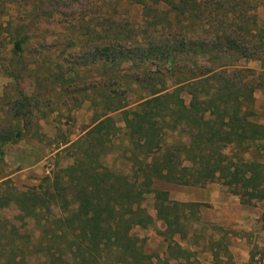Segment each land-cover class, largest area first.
I'll return each mask as SVG.
<instances>
[{"label": "trees", "instance_id": "16d2710c", "mask_svg": "<svg viewBox=\"0 0 264 264\" xmlns=\"http://www.w3.org/2000/svg\"><path fill=\"white\" fill-rule=\"evenodd\" d=\"M137 1L144 9L164 6L177 18L201 6L199 0ZM181 34L148 35L128 45L113 38L93 47L91 64L109 66L111 76L129 78L141 93L114 99L113 90L104 92L109 104L97 121L56 152L71 161L37 185L9 189L10 205L33 220L38 235L31 246L10 243L5 264H24V257L31 258V264H200L172 237L184 234L183 210L196 214L194 209L203 203L181 202L179 213H174L168 193L153 189L154 181L199 187L219 182L244 204L264 198V160L256 153L264 143V125L249 119L244 108L252 99V87L240 81L224 84L212 66L217 47L224 45L223 53L239 48L229 35L206 40ZM24 38L15 40V56L23 51ZM121 63L134 66L128 70L131 74L113 71ZM168 79H173L169 85ZM118 111L122 126L112 114ZM29 121L22 114L16 125L0 127V156L5 144L23 137L22 124ZM120 134L127 140L119 154L128 164L125 169L104 160ZM150 193L154 217L141 206ZM156 219L162 224L159 233L167 242V255L154 261L144 252V240L131 229L145 228ZM0 225L1 231L6 225ZM35 229L28 230L30 238Z\"/></svg>", "mask_w": 264, "mask_h": 264}, {"label": "rangeland", "instance_id": "374dc122", "mask_svg": "<svg viewBox=\"0 0 264 264\" xmlns=\"http://www.w3.org/2000/svg\"><path fill=\"white\" fill-rule=\"evenodd\" d=\"M199 3V10L177 18L164 6L152 4L144 9L137 0H0V127L16 125L22 114H27L30 120L27 126L21 123L23 137L5 144L0 156V223L6 225L0 231V264H5L11 255L10 243L31 246L37 243L38 235L33 220L10 205L9 189L37 185L43 176L71 161L56 152L64 141H74L97 121L98 114L109 104L104 92L113 90L114 99L117 96L132 99L141 93L129 78L111 76L109 66L102 62L91 64L94 46H102L113 38L128 45L135 38L164 37L169 33L174 36L182 33L192 39L205 36L206 40L229 35L239 49L223 53L224 45L216 48L217 58L212 66L217 69V80L250 85L252 99L244 103L246 114L264 125V0H199ZM198 24L199 29L195 27ZM23 36V51L15 56L13 44ZM119 65L112 68L116 74H131L128 70L134 67ZM172 80H167L168 85ZM109 82L111 85L107 87ZM112 114L122 126L121 113ZM126 142L120 134L114 140V150L104 157L105 163L120 169L128 167L119 155ZM256 153L264 160L263 142ZM152 188L168 193L174 213H179V203L197 202L192 199L208 198L213 192L231 200L236 197L244 206L252 205L241 203L239 196L219 182L199 187L155 180ZM153 202L150 193L141 206L154 217ZM201 203L194 209L196 214L189 208L183 210L184 234L182 238L175 234L172 239L194 253L190 259L195 257L200 264H238L229 244L238 233L235 219L239 205L229 203L225 207V221L218 222L213 220L217 208L208 201ZM32 228L36 232L30 238L28 230ZM161 229L157 219L145 228L131 229L132 235L144 240V252L153 255L154 261L167 255ZM7 233L9 236L5 237ZM23 262L31 264V258L24 257ZM170 263L175 264V260Z\"/></svg>", "mask_w": 264, "mask_h": 264}, {"label": "crops", "instance_id": "0c3cea01", "mask_svg": "<svg viewBox=\"0 0 264 264\" xmlns=\"http://www.w3.org/2000/svg\"><path fill=\"white\" fill-rule=\"evenodd\" d=\"M217 193H210L208 198L192 200L208 201L217 208L213 220L218 222L225 221V207L229 203L239 205L236 206L239 213L235 219L238 233L229 244L233 260L238 264H264V198L255 199L252 205L244 206L236 197H233L235 200H231L229 196L223 198Z\"/></svg>", "mask_w": 264, "mask_h": 264}, {"label": "built area", "instance_id": "2783aa9c", "mask_svg": "<svg viewBox=\"0 0 264 264\" xmlns=\"http://www.w3.org/2000/svg\"><path fill=\"white\" fill-rule=\"evenodd\" d=\"M263 218H264V213H263Z\"/></svg>", "mask_w": 264, "mask_h": 264}]
</instances>
